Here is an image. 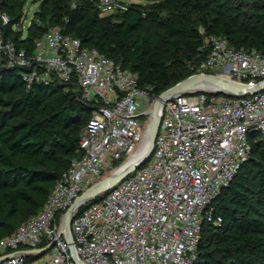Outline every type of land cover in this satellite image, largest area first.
<instances>
[{
	"label": "built area",
	"instance_id": "1",
	"mask_svg": "<svg viewBox=\"0 0 264 264\" xmlns=\"http://www.w3.org/2000/svg\"><path fill=\"white\" fill-rule=\"evenodd\" d=\"M117 5L97 0L103 12ZM9 22L0 11V66L19 70L27 88L75 84L93 115L80 136L81 155L61 173L42 208L0 239V264H195L203 223H222L214 200L250 159L252 142L264 140V52L236 47L200 26L204 56L189 63L188 77L210 75L236 88L205 86L165 97L151 157L99 201L89 199L70 213L69 243L65 213L146 139L148 145L142 118H149V130L159 95L59 26L28 49L4 38Z\"/></svg>",
	"mask_w": 264,
	"mask_h": 264
},
{
	"label": "trees",
	"instance_id": "2",
	"mask_svg": "<svg viewBox=\"0 0 264 264\" xmlns=\"http://www.w3.org/2000/svg\"><path fill=\"white\" fill-rule=\"evenodd\" d=\"M17 1L0 0V11L13 8ZM21 1L23 5L25 0ZM43 1L25 34L12 37L18 18L12 21L6 13L10 22L3 26L4 38L31 49L33 41L50 28L40 24L45 3L50 2L53 26H59L63 32L135 72L139 83L150 86L155 95L187 78L192 73L189 63L203 58L200 26L209 33L225 36L236 47L264 52V0H155L132 12L126 25L109 18L100 19L96 12L90 14L97 0H80L71 10L63 0ZM162 13L167 15L161 23L167 38L156 46L155 55L159 59L147 62L152 52L148 35L140 28L144 20L160 21ZM133 33L136 34L132 36ZM64 89L62 85L27 88L19 70L0 66V231L3 234H11L42 208L61 173L72 159L81 155L80 125L84 122L81 115L92 111V106L81 100L77 90L71 96ZM55 122L58 127L49 126ZM52 135L56 141L50 139L48 144L47 138ZM75 149L78 153L71 158L64 156ZM123 161H117L115 166ZM263 163L264 140L252 142L250 159L241 165L228 187L213 202L216 214L222 218L221 225L207 222L202 225L195 264H264ZM247 165L250 168L245 172ZM101 197L87 203L97 202ZM6 235H0V239ZM31 259L28 256L27 261Z\"/></svg>",
	"mask_w": 264,
	"mask_h": 264
},
{
	"label": "rangeland",
	"instance_id": "3",
	"mask_svg": "<svg viewBox=\"0 0 264 264\" xmlns=\"http://www.w3.org/2000/svg\"><path fill=\"white\" fill-rule=\"evenodd\" d=\"M116 1H117L118 5L115 7V9H113L109 12H103L99 8H97V6H96V8H94L93 10L90 11V14H93L96 12V14L99 16L100 19L109 18L110 21L117 20L119 23L126 25L130 19V14L132 12H134L140 6H144V5H148V4L153 3L155 0H116ZM21 2H22L21 0L17 1L16 6H14L13 8L7 7V8H5V10L2 9L3 12L7 13L10 16L12 21L17 20V18H18V21H16L17 23L15 24V27H14L16 30L12 33V37L16 36L18 34H21V32L25 34L29 25L34 20V17H35L36 12L39 8V5L41 3H43L44 1L43 0H25L23 5ZM79 2H80V0H63V4H65V6L68 10H71L73 6L78 5ZM93 2H96V0H93ZM52 9H53L52 4L50 2H46L45 6H44L43 18H42V21L40 23L41 26L51 27V26L55 25L54 21L51 19V15H50ZM246 10H247V7H246ZM159 16L161 17L160 21L159 20H151V21H148V20L145 21L144 20L143 21L144 23L142 24V26L140 28V30L142 32H145L148 35V45L150 47L149 49H151V52H152L149 55V57L147 58V60H146L147 62L159 59V57H157L155 55V50H157L156 46L159 45L163 39L167 38L165 35V30L161 25V23H163L165 21V18L167 15L165 13H162ZM142 17L145 18L146 15L142 14ZM182 19L184 21L189 22L188 18H186V17H182ZM135 34L136 33H133L132 36H134ZM131 40H132V37H131ZM73 85H75V84H73ZM75 87H74V89L72 88L73 90L71 88L67 87L64 89V92L70 93L71 96H73V95L75 96L76 93H72V92H77V91L79 92V90L76 89ZM151 107H152V105H151ZM92 115H93V111H88V112L82 113L81 116H82L84 122H83V124L80 125V129H81L80 130V136H81L82 131L85 127L86 120H88L89 117L91 118ZM148 121H149V118L148 119L142 118V125H143L144 131H145V136H148ZM49 126L58 127V124L56 122L52 123V124L50 123ZM62 132H66V131L62 130ZM50 139H53L54 142L56 141V137L54 135H52L51 138L50 137L47 138L48 144H50ZM48 147L49 146H46V149ZM76 153H78L77 149L73 150L72 152H70L64 156L71 158ZM249 168H250V165L245 166V172L247 170H249ZM108 174H109V171H105L103 177L108 175ZM249 186H253V185L251 183H249ZM17 226L18 225H16V227ZM8 233H10V232H8ZM8 233H6V234H8ZM6 234H3L0 231V235H6Z\"/></svg>",
	"mask_w": 264,
	"mask_h": 264
},
{
	"label": "water",
	"instance_id": "4",
	"mask_svg": "<svg viewBox=\"0 0 264 264\" xmlns=\"http://www.w3.org/2000/svg\"><path fill=\"white\" fill-rule=\"evenodd\" d=\"M205 86H214L228 91H232L236 88V86L231 83H228L226 81H223L219 78H215L210 75H205L196 78H192V77L185 78L184 80L178 82L171 88L159 94L153 106L150 126L148 130V145L144 154L140 158L128 160L116 172L102 178L100 181L90 186L85 192H83L73 201L71 207L65 213V227L69 232V236L67 239L69 243H72V237L70 234V213L76 210L78 207H80L85 201L89 199H93L94 197H97L99 195H102L108 189L114 187L118 182H120L126 176H128L129 173H131L135 169H138L151 157L154 150L155 139L159 127L158 119H157V110L160 106L161 101L169 95L178 92H184L187 90L198 89L200 87H205ZM51 247L52 245H50L46 250L50 249ZM46 250H43V252ZM77 264H81V263L77 261Z\"/></svg>",
	"mask_w": 264,
	"mask_h": 264
},
{
	"label": "bare ground",
	"instance_id": "5",
	"mask_svg": "<svg viewBox=\"0 0 264 264\" xmlns=\"http://www.w3.org/2000/svg\"><path fill=\"white\" fill-rule=\"evenodd\" d=\"M146 147H147V139L143 143L142 148L134 154V156L132 157V160L137 158L145 150Z\"/></svg>",
	"mask_w": 264,
	"mask_h": 264
}]
</instances>
